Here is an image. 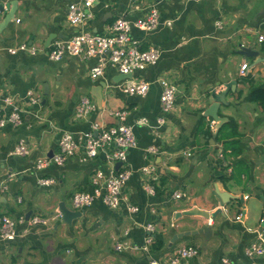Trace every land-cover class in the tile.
<instances>
[{
    "label": "crops",
    "instance_id": "crops-1",
    "mask_svg": "<svg viewBox=\"0 0 264 264\" xmlns=\"http://www.w3.org/2000/svg\"><path fill=\"white\" fill-rule=\"evenodd\" d=\"M11 1L0 0L4 5L0 98L12 97L22 109V123L0 129V216L48 214L51 219L46 228L36 226L12 242H0V264H148L150 260L168 264L183 245L197 247L199 254L177 264H220L222 257L234 264H264V257L250 261L245 255V247L259 233L264 237V110L246 99L252 83H264V61L259 60L264 58V40L258 41V36L264 37V0H97L94 19L83 30L104 33L117 17L135 20L154 5L160 15L158 26L149 31L133 28L131 34L144 46H157L161 55L155 64L131 75L108 64L96 80L89 77L96 56L65 55L58 61L47 56L48 38L64 39L80 29L67 20L72 0H15L14 17L5 23ZM20 43L40 49L35 54L6 50ZM243 43L258 55L243 57L239 52ZM244 60L249 68L241 76L238 70ZM162 78L177 89L175 109L167 114L160 109ZM131 79L149 82L146 95L121 91L119 85ZM225 85L230 88L227 104L217 111L223 117L220 123L207 112L213 102L211 91L218 93ZM28 89L36 91L39 103L27 104ZM82 97L97 108L78 119L74 113ZM120 109L126 111L124 123L133 126L137 143L127 155L131 175L123 195L138 210L130 212L125 204L111 209L96 200L81 216L66 222L59 206L64 203L73 209L72 195L90 190L92 172L108 169L105 158L99 154L81 162L75 155L63 165L50 164L39 171L33 163L58 150L63 131L80 135L94 122L115 124L118 119L109 111ZM161 116L164 124L155 127ZM231 118L239 132L236 155L217 139L219 128ZM21 137L30 144L26 156L12 154ZM152 144L158 152L145 157L144 148ZM144 165L154 168V194L142 187ZM39 176L52 177L54 183L40 186ZM174 191L185 196L171 198ZM217 191L228 193L225 204ZM250 199L256 223L247 226ZM195 207L210 217L185 213ZM148 223L154 226L151 232L145 229ZM206 227L210 233L199 232ZM194 230L198 232L172 240L177 233ZM116 241L127 246L149 244L147 249L116 250Z\"/></svg>",
    "mask_w": 264,
    "mask_h": 264
},
{
    "label": "built area",
    "instance_id": "built-area-1",
    "mask_svg": "<svg viewBox=\"0 0 264 264\" xmlns=\"http://www.w3.org/2000/svg\"><path fill=\"white\" fill-rule=\"evenodd\" d=\"M97 0H72L67 7V20L71 26L80 28L67 38L52 39L47 47V56L52 61H58L65 55L88 59L98 57V62L89 68V77L92 80L98 79L104 73L106 65H112L123 75H131L137 70H142L148 65L155 64L160 58L161 52L157 46H144L140 41L133 38L131 30L138 28L140 30H153L160 23L158 9L151 5L148 13L141 18L130 20L125 16L117 17L113 22L107 25L104 33H96L83 30L91 20L94 19L93 7ZM171 24L170 21L167 22ZM216 25L221 27V22ZM263 36H258V41H262ZM245 46L240 44V49ZM40 48L33 44L20 43L16 46L7 47L6 50L15 54L18 51H25L29 54H35ZM248 62L243 61L238 70V74L245 76L248 73ZM160 109L163 114L172 112L175 109L176 86L167 79H160ZM121 91L131 95H146L149 89V82L143 79H131L124 81L119 85ZM27 104H37L40 101L39 95L33 89L26 91ZM0 129L7 125L18 126L22 123V109L12 100L10 96L0 98ZM97 108L96 104L87 97H82L75 109L74 116L78 119L84 118L87 114ZM111 115L118 119V122L111 125H102L94 122L91 129L80 135H75L70 131H63L58 140V150L51 156L46 154L38 157L33 163V169L39 171L50 164L63 165L70 157L78 155L81 162L88 161L102 154L107 162L108 169H95L91 174V186L88 191L75 192L72 195L71 206L74 210L83 211L94 201L101 200L111 209H117L122 204L130 212H135L138 207L130 202L123 195V189L131 175V169L127 163V155L130 149L136 146V137L133 126L124 123L126 111L124 109L111 110ZM140 124L145 121L139 119ZM164 124V117H158L157 126ZM30 144L27 139L21 137L18 139L12 154L26 156L30 153ZM144 156L156 154L158 147L154 144L149 145L143 150ZM120 165L116 169V163ZM142 176V187L150 194L155 193V187L152 184L154 179V168L149 165L140 167ZM54 183L52 177L39 176L37 184L48 186ZM264 194V192H263ZM185 195L181 191H174L171 198L179 199ZM248 197L247 194L243 199ZM240 219V215H236ZM51 215L35 214L28 218L23 216L17 219L9 215L0 216V242H12L19 236L26 235L36 226L46 228L50 223ZM262 221V220H261ZM149 232L154 230L152 223L145 225ZM147 238L146 242H150ZM148 244L143 247L134 245L127 246L122 241H116L114 248L121 250L124 248L147 249ZM199 250L193 245H183L178 247L173 255L168 259V264H177L181 260L197 256ZM245 255L249 260L264 257V237L259 233L256 239L251 241L245 247ZM148 264H163L156 260H150ZM220 264H234L229 258L222 257ZM251 264H257L253 261Z\"/></svg>",
    "mask_w": 264,
    "mask_h": 264
},
{
    "label": "water",
    "instance_id": "water-1",
    "mask_svg": "<svg viewBox=\"0 0 264 264\" xmlns=\"http://www.w3.org/2000/svg\"><path fill=\"white\" fill-rule=\"evenodd\" d=\"M15 4H16L15 0L11 1V7L9 9V12L6 14V16L4 18L5 23L10 21L11 19H13ZM3 8H4V5L2 3H0V11L3 10ZM52 39L53 38H48L46 40L45 47H48V45ZM239 52L245 58L256 57L258 55V51L253 50L252 47H250V46H243ZM259 60L264 61V58H261ZM229 88H230V85H225L224 89L218 93H215V91H211V99L213 100V102L209 106L207 113L209 116L213 117V119H215L216 121H219L220 123L222 122L223 117H218L217 111H218V108L221 104H227V101L225 100V96H226V93L228 92ZM51 155L52 154H49V156H51ZM119 165H120V162L116 163V169L118 168ZM217 193H218L219 197L221 198V204L222 205L225 204L229 199V197H226V194H228V193L219 192V191H217ZM59 210L62 213V219L66 222H70L71 219H73L75 217H79L83 213L81 210H74L71 208H67L64 205V203H62L59 206ZM185 213L191 214V215H201V216H204L206 218L210 217V213L208 211L201 210V209H198L196 207L186 211ZM198 230H199V232H202L206 235V234L210 233L211 229H210V227H206V228H202V229H198ZM196 232H198V231L194 230V231H186V232L177 233L176 235L173 236L172 240L176 239L177 237L179 238V237H182L184 235L194 234Z\"/></svg>",
    "mask_w": 264,
    "mask_h": 264
},
{
    "label": "trees",
    "instance_id": "trees-1",
    "mask_svg": "<svg viewBox=\"0 0 264 264\" xmlns=\"http://www.w3.org/2000/svg\"><path fill=\"white\" fill-rule=\"evenodd\" d=\"M247 100L256 102L264 110V83L254 84L252 83L248 89L246 96ZM239 138V132H237V124L233 118L227 123H224L218 130L217 139L224 141V149L231 148V152L234 155L240 152L237 149V143Z\"/></svg>",
    "mask_w": 264,
    "mask_h": 264
},
{
    "label": "rangeland",
    "instance_id": "rangeland-1",
    "mask_svg": "<svg viewBox=\"0 0 264 264\" xmlns=\"http://www.w3.org/2000/svg\"><path fill=\"white\" fill-rule=\"evenodd\" d=\"M247 206L248 208H250V214L248 215V218H247V221H246V224L247 226H251L253 225L254 223H256V221H253V215H252V207H253V200L250 199L248 202H247Z\"/></svg>",
    "mask_w": 264,
    "mask_h": 264
},
{
    "label": "flooded vegetation",
    "instance_id": "flooded-vegetation-1",
    "mask_svg": "<svg viewBox=\"0 0 264 264\" xmlns=\"http://www.w3.org/2000/svg\"><path fill=\"white\" fill-rule=\"evenodd\" d=\"M264 40V39H263Z\"/></svg>",
    "mask_w": 264,
    "mask_h": 264
}]
</instances>
